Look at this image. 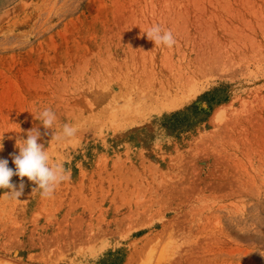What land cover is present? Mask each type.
Masks as SVG:
<instances>
[{"label": "rangeland", "instance_id": "1", "mask_svg": "<svg viewBox=\"0 0 264 264\" xmlns=\"http://www.w3.org/2000/svg\"><path fill=\"white\" fill-rule=\"evenodd\" d=\"M32 128L70 179L0 189V264H264V0H0L10 168Z\"/></svg>", "mask_w": 264, "mask_h": 264}, {"label": "clouds", "instance_id": "2", "mask_svg": "<svg viewBox=\"0 0 264 264\" xmlns=\"http://www.w3.org/2000/svg\"><path fill=\"white\" fill-rule=\"evenodd\" d=\"M147 38L153 41L155 46L163 45L168 48L176 44V39L171 30H162L159 24L151 26L146 32ZM39 119L42 120V125L45 129H51L55 121V113L50 109L43 110ZM76 129L65 125L63 127V136L70 138L74 136ZM47 134V133H45ZM26 139H20L16 146L19 149V154H12V162L15 169L10 168L7 159L0 158V189H9L10 192L5 194L12 199H17L23 194L24 183L23 178L27 177L39 189L42 197H51L57 185L66 179H70L64 174V169L60 166H49V156L42 143H38L41 133L37 128H32L27 132ZM3 140V139H2ZM0 140V151L3 150V143ZM18 176L21 179L19 188L12 183V177Z\"/></svg>", "mask_w": 264, "mask_h": 264}]
</instances>
